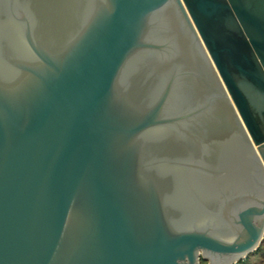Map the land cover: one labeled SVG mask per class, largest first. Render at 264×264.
<instances>
[{
    "label": "water",
    "instance_id": "obj_1",
    "mask_svg": "<svg viewBox=\"0 0 264 264\" xmlns=\"http://www.w3.org/2000/svg\"><path fill=\"white\" fill-rule=\"evenodd\" d=\"M264 235V0H0V264H236Z\"/></svg>",
    "mask_w": 264,
    "mask_h": 264
},
{
    "label": "rangeland",
    "instance_id": "obj_2",
    "mask_svg": "<svg viewBox=\"0 0 264 264\" xmlns=\"http://www.w3.org/2000/svg\"><path fill=\"white\" fill-rule=\"evenodd\" d=\"M201 264L209 263L208 261H204L201 258ZM236 264H264V235L257 250L246 257L244 260H242L241 262H237Z\"/></svg>",
    "mask_w": 264,
    "mask_h": 264
},
{
    "label": "trees",
    "instance_id": "obj_3",
    "mask_svg": "<svg viewBox=\"0 0 264 264\" xmlns=\"http://www.w3.org/2000/svg\"><path fill=\"white\" fill-rule=\"evenodd\" d=\"M241 262V261H240Z\"/></svg>",
    "mask_w": 264,
    "mask_h": 264
}]
</instances>
